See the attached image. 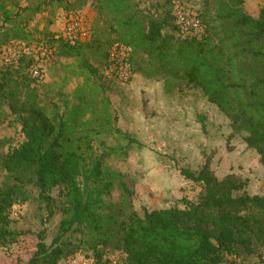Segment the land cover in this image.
<instances>
[{
  "label": "trees",
  "instance_id": "16d2710c",
  "mask_svg": "<svg viewBox=\"0 0 264 264\" xmlns=\"http://www.w3.org/2000/svg\"><path fill=\"white\" fill-rule=\"evenodd\" d=\"M55 1L62 6L66 0ZM100 1L113 14L120 45L130 50L126 64L131 75L141 72L134 61L140 57L147 78H167L174 89L199 90L242 135L264 169V6L253 18L244 11L245 0H204L196 13L202 31L185 36L170 11L155 19L133 9L128 0ZM9 15L4 11L5 23H10ZM45 44L54 56L82 57L79 43L50 38ZM24 61L19 59L18 69ZM80 66L83 74H96L87 62ZM86 92L76 90L75 102L69 106L63 100V109L50 100L41 104L35 93L26 94L18 107L9 106L22 135L0 154V249L16 251L12 264H60L87 252L93 264H102L109 253L124 255L119 264H224L226 256L233 257L229 264H237L241 255L264 249V195H249L241 184L219 181L207 164L197 172L179 171L201 187L196 202L185 199L183 209L138 214L131 191L106 161L126 158L141 144L112 125L106 98L94 89ZM100 135L115 137L116 144L105 145L97 139ZM95 141L103 148L100 153ZM28 187L37 191L47 217L54 214L50 192L64 190L61 219L49 245L44 231L11 228V210L29 200ZM114 192L118 197L111 201Z\"/></svg>",
  "mask_w": 264,
  "mask_h": 264
},
{
  "label": "rangeland",
  "instance_id": "374dc122",
  "mask_svg": "<svg viewBox=\"0 0 264 264\" xmlns=\"http://www.w3.org/2000/svg\"><path fill=\"white\" fill-rule=\"evenodd\" d=\"M203 1L128 0V3L143 15L162 19L168 11L174 15L177 8L196 15ZM244 4V11L256 18L264 0H245ZM37 8L39 11H35ZM4 11L10 12V23H5ZM71 22L78 23L85 35L78 42L83 47L82 57L69 62L82 70L80 61H85L96 71L95 75L86 73V77L90 81L96 77L107 85L106 89L94 90L95 95L108 100L112 125L141 144L129 151L126 158L106 161V166L119 173L131 191L132 206L138 214L143 210L183 209L185 199L196 202L201 187L185 179L179 171L197 172L205 164L219 181L241 184L249 195H264V169L259 157L246 147L242 135L230 128L228 120L199 90L184 86L174 89L167 78H147L140 57H135L134 61L141 72L130 74L126 82L118 78L120 68L128 67L126 60L131 53L120 45V32L116 30L113 14L100 0H66L62 6L55 0H0L1 46L20 44L30 51L19 69V63L0 68V86L6 99L0 96V154L22 140L18 116L10 113V105L18 107L26 94L35 93L41 104L47 105L50 100L63 109V100L66 99L69 106L75 102L72 95L76 90L86 95L88 89H93H39L45 69L58 56H54L51 49L52 57L40 61L35 59V51L42 45L49 48L45 43L50 38L62 39L65 26ZM33 68L41 71L37 81L30 75ZM25 80L29 82L28 87L24 86ZM9 93L15 97H10ZM97 139L107 146L116 144L112 136L100 135ZM93 144L94 150L100 153L103 148L96 141ZM27 192L29 200L11 210V228L33 233L44 231L45 243L49 245L61 219L64 190L55 188L49 194L53 200L52 217H47L46 207L39 201L37 191L28 187ZM117 197L118 193L114 192L111 201ZM15 253L12 248L0 249V264H12ZM122 258L123 254L109 253L103 257L102 264H119ZM232 260V256H226L224 264ZM236 262L264 264V249L251 256L241 255ZM60 264H93V259L87 252L69 257Z\"/></svg>",
  "mask_w": 264,
  "mask_h": 264
},
{
  "label": "built area",
  "instance_id": "2783aa9c",
  "mask_svg": "<svg viewBox=\"0 0 264 264\" xmlns=\"http://www.w3.org/2000/svg\"><path fill=\"white\" fill-rule=\"evenodd\" d=\"M174 17L176 25L182 35L192 36L197 35L202 31L200 20L196 15H193L182 8H177L174 12ZM83 35H85V33L79 24L71 22L65 26L62 39L64 42L74 45L80 42L81 36ZM29 53V49L20 44H9L7 46L0 45V68L9 67L14 63H18L19 59ZM35 53V59L40 61H47L50 57H52V50L44 45L39 46ZM130 74L129 67L122 66L120 68L118 78L126 82L129 80ZM30 75L33 79H40L41 71L39 68H33Z\"/></svg>",
  "mask_w": 264,
  "mask_h": 264
},
{
  "label": "crops",
  "instance_id": "0c3cea01",
  "mask_svg": "<svg viewBox=\"0 0 264 264\" xmlns=\"http://www.w3.org/2000/svg\"><path fill=\"white\" fill-rule=\"evenodd\" d=\"M71 60L73 59L58 56L56 61L45 69L46 73L42 77L39 89H106L107 85L96 77L90 81L86 74L77 70V65L69 62Z\"/></svg>",
  "mask_w": 264,
  "mask_h": 264
}]
</instances>
